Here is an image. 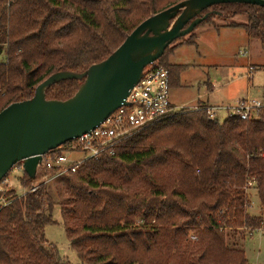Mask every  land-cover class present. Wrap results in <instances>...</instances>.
Masks as SVG:
<instances>
[{
	"label": "trees",
	"instance_id": "obj_1",
	"mask_svg": "<svg viewBox=\"0 0 264 264\" xmlns=\"http://www.w3.org/2000/svg\"><path fill=\"white\" fill-rule=\"evenodd\" d=\"M182 1L0 0V112L32 98L56 72L82 73L105 60L144 20ZM211 10L218 11L206 20L212 23L246 15L226 26L264 48V7L226 3L204 13ZM183 43L197 44L194 31L154 63L169 69L171 86L188 67L168 61ZM82 82H58L46 96L69 99ZM39 177L24 172L21 181L32 186ZM66 184L62 218L80 264H250L246 237L264 224V106L250 119L223 121L205 106L183 108L87 159ZM49 186L4 193L0 264H69L46 238L56 222ZM252 190L261 215L250 211Z\"/></svg>",
	"mask_w": 264,
	"mask_h": 264
},
{
	"label": "water",
	"instance_id": "obj_2",
	"mask_svg": "<svg viewBox=\"0 0 264 264\" xmlns=\"http://www.w3.org/2000/svg\"><path fill=\"white\" fill-rule=\"evenodd\" d=\"M226 3L264 7V0H185L144 20L105 60L82 73L59 71L36 88L32 98L0 112V183L15 165L35 179L43 155L90 132L126 103L145 69L176 40L191 34ZM83 80L74 96L48 99L46 91L64 80Z\"/></svg>",
	"mask_w": 264,
	"mask_h": 264
},
{
	"label": "rangeland",
	"instance_id": "obj_3",
	"mask_svg": "<svg viewBox=\"0 0 264 264\" xmlns=\"http://www.w3.org/2000/svg\"><path fill=\"white\" fill-rule=\"evenodd\" d=\"M246 20V15H236L228 20L215 17L213 22L220 30L216 29L212 22L206 20L194 30L195 35H204L201 37L203 48L200 50L206 49V52L209 53L207 60H211L210 64L219 67L210 72L216 87L209 98L212 104L220 106L219 111H217V118L220 121L230 116L233 112V106L237 104L239 99H257L264 104V48L260 41L251 39L245 31L227 28L226 26L232 21L244 22ZM171 60L173 63L187 64L188 66L181 74L182 83L187 86L171 89V100L178 106V111L183 108L195 109L193 105L198 102V99L206 98L201 93L202 88L198 94V87L207 72L206 62L208 61H204L203 57L199 58L197 50L193 46L182 47L176 53L175 58H171ZM73 157L81 158L85 157V154H74ZM23 174L24 171L15 165L6 176L7 181L2 184L5 194L14 190L17 195H23L30 189L31 185L22 184ZM37 181L35 180L34 183ZM48 185H50V190L56 201L52 211V218L56 222L47 225L46 238L58 248L63 262L80 264L77 252L70 246L62 218V205L68 197L66 177L61 176ZM251 199V213L261 215L260 200L255 190L251 191ZM248 234L250 235V233ZM244 249L250 264H264V224L251 236L247 235Z\"/></svg>",
	"mask_w": 264,
	"mask_h": 264
},
{
	"label": "built area",
	"instance_id": "obj_4",
	"mask_svg": "<svg viewBox=\"0 0 264 264\" xmlns=\"http://www.w3.org/2000/svg\"><path fill=\"white\" fill-rule=\"evenodd\" d=\"M263 106L264 104L257 99L242 98L233 107L231 114H238L246 120L252 118ZM178 110L171 100L169 69L159 64L149 65L141 81L131 90L125 104L112 112L95 129L43 155L36 173V177L37 175L40 177L27 192H35L41 185L54 182L61 176L67 177L68 174L76 172L87 159H97L106 151L114 152L121 139L147 125L168 118ZM216 110L207 107L211 119H218ZM81 153L85 154V157H73L74 154ZM17 168L24 171L22 162ZM6 181L5 178L0 183V209L8 203L2 187Z\"/></svg>",
	"mask_w": 264,
	"mask_h": 264
},
{
	"label": "crops",
	"instance_id": "obj_5",
	"mask_svg": "<svg viewBox=\"0 0 264 264\" xmlns=\"http://www.w3.org/2000/svg\"><path fill=\"white\" fill-rule=\"evenodd\" d=\"M212 24H213V26L216 29L220 30V28L219 27H216V25L214 23H212ZM227 28H231V29H241L242 31H245L244 29H242L240 27H229V26H227ZM217 33L219 34L220 31L217 32ZM194 35H195V33H194ZM203 36L204 35H195V37H196V43H197L196 45L195 44H189V43H183V44L177 45L173 49V51L171 52V54L169 55L168 61L170 63H172V64H175V65H187V64L173 63L172 60H171V58L172 59L175 58L176 53L179 52L181 50V48L184 47V46H193V47H195L196 50H197L198 57L199 58H202L203 57L204 58V61H206L207 60V55H209V53L206 52V49H204V51H201L200 50V49L203 48L202 45H201V41H202V38L201 37H203ZM207 61H208V62H206V64H207L206 65L207 72L205 74L204 79H202V81H201V83L199 84V87H198V94H200V88H202L201 89V93L206 98H204V97H203L204 99L199 98L198 99V102L195 103V105H193V107L194 108H198L201 105V106H205V107H213V108H216L217 109L216 111H219L220 106L217 105V104H212L211 103V100L209 98V95L214 91V89L216 87V83H215V81L212 80L211 73L210 72H212L213 69H215V68L218 69L219 67L218 66H214L213 64H210L211 63V60H207ZM181 74H180L179 78H177L176 75H173L172 81H171V84H172L171 89L176 88V87H186L187 86L185 83H182ZM173 105L176 108L178 107L175 103H173ZM197 105H199V106L198 107H195ZM229 108H231V107H229ZM217 116H218V114H217ZM221 121H223V120H221Z\"/></svg>",
	"mask_w": 264,
	"mask_h": 264
}]
</instances>
